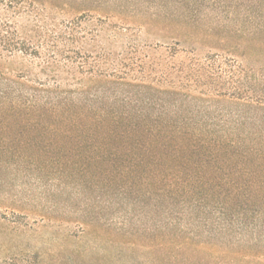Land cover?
Wrapping results in <instances>:
<instances>
[{"label": "rangeland", "instance_id": "obj_1", "mask_svg": "<svg viewBox=\"0 0 264 264\" xmlns=\"http://www.w3.org/2000/svg\"><path fill=\"white\" fill-rule=\"evenodd\" d=\"M263 9L0 0V264H264L232 184L264 174L236 176L259 166L174 140L215 127L183 122L204 104L186 109L161 73L192 54L264 68V37L240 32Z\"/></svg>", "mask_w": 264, "mask_h": 264}, {"label": "trees", "instance_id": "obj_2", "mask_svg": "<svg viewBox=\"0 0 264 264\" xmlns=\"http://www.w3.org/2000/svg\"><path fill=\"white\" fill-rule=\"evenodd\" d=\"M260 12L259 18L252 15L247 17V31L239 30L246 37H264V9ZM205 17L207 20L210 15ZM260 43L264 51V41ZM193 55L178 69L173 67L171 62L164 63L161 73L166 78V83L171 90L179 86L185 91L184 96L187 99L185 105L188 110H191L189 109L192 107L191 102L196 100L210 106L221 103L227 108L229 105L232 111L225 116L212 118L204 114L208 109L203 105L199 108L201 110L199 113L202 114L193 113L183 122L215 128L209 129L210 131L200 130L197 133L180 131L176 133L179 134L178 136H172V138L183 141L187 150H214L215 155L230 156L225 159H245L259 166L256 171L252 172L236 171V176L264 174V68L246 69L235 60L219 55L206 56L204 59ZM124 68L127 67L124 66ZM103 76L108 75L103 73ZM174 79H177L178 84ZM227 87H230L233 92L229 93L226 90ZM226 108L222 106L217 111L222 114L227 111L228 108ZM146 170L148 177L156 176L155 172ZM232 184L235 185L237 197L235 201L240 200L239 195L244 193L242 205L244 206L245 227L249 232L248 238L251 242L254 239L257 240L264 248V177L261 180H255L252 177L246 181L234 180Z\"/></svg>", "mask_w": 264, "mask_h": 264}]
</instances>
